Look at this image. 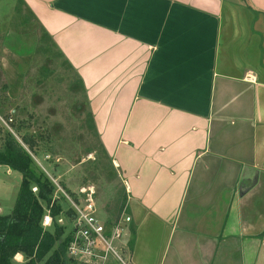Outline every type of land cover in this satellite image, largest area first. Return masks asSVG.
<instances>
[{
  "label": "crops",
  "instance_id": "obj_1",
  "mask_svg": "<svg viewBox=\"0 0 264 264\" xmlns=\"http://www.w3.org/2000/svg\"><path fill=\"white\" fill-rule=\"evenodd\" d=\"M18 1L80 81L130 264H264V0Z\"/></svg>",
  "mask_w": 264,
  "mask_h": 264
},
{
  "label": "rangeland",
  "instance_id": "obj_2",
  "mask_svg": "<svg viewBox=\"0 0 264 264\" xmlns=\"http://www.w3.org/2000/svg\"><path fill=\"white\" fill-rule=\"evenodd\" d=\"M27 22L33 20L18 0H0V150L10 132L31 157L34 171H42L52 182L51 196L60 206L56 222L63 228L61 237L68 236L71 227V211L61 189L73 196L83 185L93 186L96 214L105 228L122 226L119 236L110 240L105 258L91 263L70 259L68 264H130V220H122L128 213L124 191L100 146L80 81L44 32L33 24L25 27ZM22 136L30 147L21 142ZM19 178L17 171L9 175L0 171L2 205L12 206ZM43 227L51 229L50 223ZM167 255L166 251L161 264H167ZM12 258L23 261L22 256Z\"/></svg>",
  "mask_w": 264,
  "mask_h": 264
},
{
  "label": "trees",
  "instance_id": "obj_3",
  "mask_svg": "<svg viewBox=\"0 0 264 264\" xmlns=\"http://www.w3.org/2000/svg\"><path fill=\"white\" fill-rule=\"evenodd\" d=\"M20 140L30 147L25 136ZM2 145L0 164L17 171L20 178L11 208L0 213V264H68L70 258L65 256V248L69 237L67 234L61 237L63 228L56 222L60 206L51 196L52 182L42 171H34L31 157L10 132L6 131ZM45 211L50 216L51 229L41 225ZM128 232L127 245L131 248L134 236L131 222ZM16 253L22 256V262L13 260Z\"/></svg>",
  "mask_w": 264,
  "mask_h": 264
},
{
  "label": "built area",
  "instance_id": "obj_4",
  "mask_svg": "<svg viewBox=\"0 0 264 264\" xmlns=\"http://www.w3.org/2000/svg\"><path fill=\"white\" fill-rule=\"evenodd\" d=\"M31 189L35 190V187L32 186ZM61 191L71 211L69 218L71 227L65 248V256L83 263H91L95 262L96 259L105 258V254L111 247L110 240L119 236L120 231L123 229L122 226L120 227L115 223L110 230L105 228L104 220L98 218L96 214L92 185L80 186L73 196L63 192L62 189ZM122 220H130L128 213L122 217ZM49 223L50 216L45 211L41 225L45 226Z\"/></svg>",
  "mask_w": 264,
  "mask_h": 264
},
{
  "label": "water",
  "instance_id": "obj_5",
  "mask_svg": "<svg viewBox=\"0 0 264 264\" xmlns=\"http://www.w3.org/2000/svg\"><path fill=\"white\" fill-rule=\"evenodd\" d=\"M25 27H30V26H28V24H27ZM32 27H34V25H32Z\"/></svg>",
  "mask_w": 264,
  "mask_h": 264
}]
</instances>
